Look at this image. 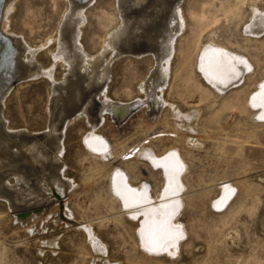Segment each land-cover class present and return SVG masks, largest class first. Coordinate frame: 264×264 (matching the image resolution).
Listing matches in <instances>:
<instances>
[{
    "label": "bare ground",
    "instance_id": "bare-ground-1",
    "mask_svg": "<svg viewBox=\"0 0 264 264\" xmlns=\"http://www.w3.org/2000/svg\"><path fill=\"white\" fill-rule=\"evenodd\" d=\"M93 1L65 0V4L58 8L53 29L43 36L42 45L30 48L11 31L19 0H4L0 30L9 37L15 55L11 65L9 52L4 47L7 40L0 37V80L7 69H12L16 78L24 75L29 79H44L47 89L45 119L42 132L38 135L31 136L24 130L8 133L5 131L7 121L0 118V200L5 203L4 212L0 211V224L7 233L13 223L23 230L29 239L18 241V244L33 248L32 264H53L58 252L66 251L61 249L62 238L69 230L81 233L82 239L87 242V251H82L88 256L84 264H122L120 258H110L107 244L101 241L92 222L76 217L69 208L67 192L73 190L75 181L66 174L61 154L64 152L66 127L82 117L86 124L80 136L83 149L87 155L106 159L110 164L115 155L109 151L99 125L105 123L109 116L122 117L131 107L108 96L112 61L121 54L148 51L151 52L150 66L145 79L137 87L140 95L134 105L149 109L157 107L156 118L162 116L166 128L154 136L159 142L177 137L182 140L180 146L166 144L159 152L151 141L137 144L131 151L124 152L134 153L131 159L142 160L149 166L158 177V183L151 186L133 171L130 177L127 172L129 163L126 167L121 164L113 166L108 177L111 195L116 198L120 214L112 221L122 229H125L124 223L130 225L134 244L144 255L152 259L176 258L187 238V227L182 217L188 189L184 176L188 164L182 149L201 150L205 145L197 133V122L202 115L200 105L187 107L182 101L178 103L170 97L167 99V92H164L168 89L166 81L172 70L170 58L175 48L174 33L184 26L182 0H110L114 23L102 33L97 45L88 49L83 45L82 31L88 22L85 7ZM227 2L221 0V6H227ZM31 6H34L33 2L23 4L24 9ZM229 17L237 21L241 14L232 11ZM242 31L256 35L264 33V3L259 6L255 0H247ZM205 40L195 61V69L205 86L194 90L203 93L201 97L209 90L213 91V98L206 104L207 109L212 108L230 86L249 74L253 63L248 59L245 47L241 49L231 38L225 43H216L211 37ZM39 49L45 52L44 64L36 59ZM217 60L232 70L218 77L211 76L208 66ZM3 94L0 92V115L6 97V93ZM241 100L249 109L251 121H258L252 126L263 129L264 71L242 95L222 100L221 109L231 110ZM161 109H164L163 114ZM136 147L138 149L134 152ZM240 184L244 185L243 182ZM235 197V184L225 180L207 197L205 205L212 207V213L220 215L229 209ZM49 204H53L54 210L48 207ZM253 204L249 206L251 211L255 209ZM39 207L44 209L41 214L36 215L40 210L27 218L31 214H27L28 211ZM218 224L224 228L225 219ZM257 225L264 233V201ZM225 229L230 240L234 241L238 235L237 228ZM166 233L173 234L174 238L160 246L157 241Z\"/></svg>",
    "mask_w": 264,
    "mask_h": 264
},
{
    "label": "rangeland",
    "instance_id": "rangeland-1",
    "mask_svg": "<svg viewBox=\"0 0 264 264\" xmlns=\"http://www.w3.org/2000/svg\"><path fill=\"white\" fill-rule=\"evenodd\" d=\"M255 1L259 6L264 3V0ZM27 2H33L34 6L24 9L23 4ZM63 3L65 4V0H19L12 18V35L21 37L23 43L30 48H38L42 45L45 33L53 29L57 11ZM181 8L184 26L174 33L175 48L170 58L172 70L166 81L165 87L168 89H164V92H167V99L170 97V100L178 103L182 101L187 107L200 105L202 115L198 118L197 133L201 135L205 145L201 150L182 149L188 164L184 175L188 189L185 212L182 215L187 227V238L179 255L176 258L158 259L144 255L134 244L130 225L124 223L125 229H122L112 221L120 214L116 198L111 195L108 177L113 166L121 164L126 167V163H129V176H132L133 171V174L145 178L146 183L152 184L151 186L158 183V177L149 166L139 159H124V152L131 151L137 144L150 141L159 152L166 144L180 146L182 140L177 137L159 142L154 136L166 128L162 116L156 118L157 107L149 109L134 105L140 95L137 87L145 79L150 66L151 52H140L138 55L125 53L115 57V62L112 61L108 96L111 100L131 107L128 114L118 118L109 116L105 123L99 125L109 151L115 155L110 164L106 159L87 155L83 149L80 136L86 129V124L82 117L66 127L61 159L65 164L66 174L75 181L73 190L67 192L68 198L70 197L68 206L76 217L92 222L101 241L107 244L110 258H120L122 264H264V233L257 225L264 201V128L252 126L258 121H251L249 109L243 100L231 110L221 109L222 100L242 95L264 71V33L256 35L242 31L247 14V0H228L227 6H221V0H182ZM232 11L240 12L239 20L230 19ZM85 13L88 22L83 27L82 42L89 49L97 45L102 33L113 25L114 18L110 0H94L85 7ZM209 37L216 43H225L231 38L241 49L245 47L253 68L221 94L212 108L206 109V104L213 98V91L209 90L201 97L200 94L203 93L194 90L205 86L195 69V61L205 39ZM36 59L43 64L46 62L43 49L37 51ZM8 72L10 70L7 69L6 73ZM46 89L47 82L42 78L29 79L24 75L15 77L4 91L6 97L1 105L0 118L7 121L6 132L24 130L31 136L42 132ZM161 110L163 114L164 109ZM225 180L235 184L236 197L225 213L214 214L211 206L206 207V199ZM253 203L255 209L251 211L249 206ZM4 204L0 200V211L4 212ZM48 207L52 208L53 204ZM39 208L28 211L27 214H31L27 218L40 210L36 215L41 214L44 209ZM224 219L226 228H237L238 235L234 241L230 240L225 227L220 228L218 224ZM16 225L13 223L11 231L7 233L3 224H0V264L33 262V248L18 244V241L29 238ZM82 238V234L74 230L64 232L61 249L66 251L60 250L54 258L57 259H53V264H84L88 256L83 252L87 251L88 245Z\"/></svg>",
    "mask_w": 264,
    "mask_h": 264
},
{
    "label": "snow or ice",
    "instance_id": "snow-or-ice-1",
    "mask_svg": "<svg viewBox=\"0 0 264 264\" xmlns=\"http://www.w3.org/2000/svg\"><path fill=\"white\" fill-rule=\"evenodd\" d=\"M232 69L230 66H225L221 64L218 60L215 63L209 64L207 71L211 74L213 77H218L224 74H227L230 72ZM135 206V204H133ZM173 234L171 233H166L161 236V238L157 241V243L160 246H163L164 243H166L169 239H172Z\"/></svg>",
    "mask_w": 264,
    "mask_h": 264
},
{
    "label": "built area",
    "instance_id": "built-area-1",
    "mask_svg": "<svg viewBox=\"0 0 264 264\" xmlns=\"http://www.w3.org/2000/svg\"><path fill=\"white\" fill-rule=\"evenodd\" d=\"M134 153H127V154H125V156H124V159H131V155H133Z\"/></svg>",
    "mask_w": 264,
    "mask_h": 264
},
{
    "label": "water",
    "instance_id": "water-1",
    "mask_svg": "<svg viewBox=\"0 0 264 264\" xmlns=\"http://www.w3.org/2000/svg\"><path fill=\"white\" fill-rule=\"evenodd\" d=\"M116 118H118V117L116 116Z\"/></svg>",
    "mask_w": 264,
    "mask_h": 264
}]
</instances>
